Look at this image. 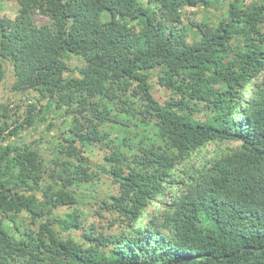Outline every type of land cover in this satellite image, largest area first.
I'll return each instance as SVG.
<instances>
[{
  "label": "trees",
  "instance_id": "16d2710c",
  "mask_svg": "<svg viewBox=\"0 0 264 264\" xmlns=\"http://www.w3.org/2000/svg\"><path fill=\"white\" fill-rule=\"evenodd\" d=\"M17 1L0 83L9 59L13 89L37 99L0 124V264H264V0H230L197 30L184 9L220 0ZM55 109L59 155L7 141Z\"/></svg>",
  "mask_w": 264,
  "mask_h": 264
},
{
  "label": "rangeland",
  "instance_id": "374dc122",
  "mask_svg": "<svg viewBox=\"0 0 264 264\" xmlns=\"http://www.w3.org/2000/svg\"><path fill=\"white\" fill-rule=\"evenodd\" d=\"M230 0H220L218 3L206 6V5H195L189 6L184 9L183 21L185 24L190 25L193 29H198V23L201 21L213 22L219 21L223 18L224 14L227 12V4ZM256 0H247L246 3H251ZM19 12V4L17 0H0V17H11L14 18ZM35 20L37 24H49L50 18L37 13L35 15ZM83 60L80 58H72L70 63L72 66H77L82 64ZM5 65V78L0 83V105L6 104L9 108V117L0 115V124H4V121L11 123L13 119L20 118L23 119L25 113L28 110V104L35 102L37 99V93L35 91H29L26 95L22 94L19 91L13 89L14 75H13V65L9 59L4 60ZM152 92L160 101H165L170 96V91L164 86L160 85L158 82V76L155 73L152 75ZM246 97L250 95L249 90H245ZM202 115V114H201ZM69 118V117H68ZM64 116L63 110L55 109L47 116V120L42 123H37L36 125L30 126L28 129L21 131L18 135H13L8 138L7 141L15 142L18 144L31 143L35 139L41 140L37 145L42 152V155L46 160L52 159L56 155H59V149L57 144V137L62 133L64 123L68 120ZM67 119V120H66ZM53 123L49 128L47 127L49 123ZM101 127L111 128L110 123H104ZM239 145L238 141H227L224 142L221 146L226 147H235ZM217 148L215 144H210L208 146V155ZM106 149L101 146H93L87 149L86 155L93 163L94 166L101 164L103 161L104 154ZM203 156V155H202ZM112 186L110 181L105 178H101L97 181L96 193L98 197L103 196V192L109 191ZM87 195H90L89 193ZM84 210L89 211L92 206V203H85ZM82 208V205L79 206ZM68 210L67 207L63 208V211ZM23 218L27 217V213L23 212L20 214ZM110 215H108L109 219ZM97 221V220H96ZM94 221V222H96ZM101 226H107V220L99 222ZM101 228V227H100Z\"/></svg>",
  "mask_w": 264,
  "mask_h": 264
}]
</instances>
